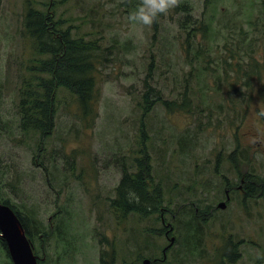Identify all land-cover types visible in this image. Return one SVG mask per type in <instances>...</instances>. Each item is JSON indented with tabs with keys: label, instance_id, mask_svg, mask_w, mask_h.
<instances>
[{
	"label": "rangeland",
	"instance_id": "1",
	"mask_svg": "<svg viewBox=\"0 0 264 264\" xmlns=\"http://www.w3.org/2000/svg\"><path fill=\"white\" fill-rule=\"evenodd\" d=\"M139 3L0 0V199L34 232L38 264L161 259L162 219L164 264H264V188L217 208L246 174L264 183V0H180L151 26L128 19ZM29 10L100 48L88 126L75 95L33 70ZM22 100L29 116L50 109L47 137L20 128ZM136 174L146 205L130 195L120 215L111 202ZM0 264H13L1 247Z\"/></svg>",
	"mask_w": 264,
	"mask_h": 264
},
{
	"label": "trees",
	"instance_id": "2",
	"mask_svg": "<svg viewBox=\"0 0 264 264\" xmlns=\"http://www.w3.org/2000/svg\"><path fill=\"white\" fill-rule=\"evenodd\" d=\"M69 19L70 18H67L66 20ZM24 27L26 32L34 40L35 54L40 58H44V60H40L38 64L33 67V70H35L36 67L38 73H50L51 79H54L56 85L64 87L74 94L78 106L81 107V119L83 118V123H86V125L90 124L97 116L96 105L100 97V90L97 85V66L99 65L98 59L100 58V52H98V50H100V48L95 42H84L81 37L72 38L68 30L64 33L61 31L59 32L56 30L54 24L49 26L46 18L36 13L35 10H29L27 12L24 17ZM192 39L193 38H190L186 41V47H189V53ZM190 54H193V62H190L191 64L199 58H203L199 50H195L194 53ZM49 83L52 84L53 82L50 80ZM40 87H45L47 89V84ZM46 94H48V92H46ZM30 98L31 96L27 99ZM189 101L188 95L185 94L181 107L188 109ZM24 104H26V102L22 100V102H20V112L24 119L20 123V128L25 132L28 131V129L35 128L42 133V137H47L52 129L49 121L50 109L46 108L43 102L40 106L34 104V115L29 116L25 111ZM48 109L49 111L47 113ZM235 154L236 152L230 155L229 158L232 160ZM253 178L255 182H259L254 176ZM143 190L144 186L138 184V174L135 175V179H133L132 176H123L117 191V199L111 202L112 209L115 210L119 205L126 204L127 202L133 205L135 200L130 198V195H135V199L137 200L138 198V201L144 204ZM255 194L256 193L253 192L248 193L250 197H253ZM0 201L10 206L8 202L2 201L1 199ZM10 207L17 215L25 230L27 238L32 243L35 236L32 233L34 232L29 230V226L22 220L19 213L16 212L12 206ZM134 207L140 210L138 207ZM144 208L149 210L153 209L152 206H145ZM0 247L9 257L6 244L1 238Z\"/></svg>",
	"mask_w": 264,
	"mask_h": 264
},
{
	"label": "water",
	"instance_id": "3",
	"mask_svg": "<svg viewBox=\"0 0 264 264\" xmlns=\"http://www.w3.org/2000/svg\"><path fill=\"white\" fill-rule=\"evenodd\" d=\"M218 209L224 210L225 202L218 204ZM0 238L5 242L8 255L13 264H38L33 253V245L27 238L25 230L12 208L0 201ZM174 243L170 239L169 246ZM142 264H150L148 259Z\"/></svg>",
	"mask_w": 264,
	"mask_h": 264
},
{
	"label": "flooded vegetation",
	"instance_id": "4",
	"mask_svg": "<svg viewBox=\"0 0 264 264\" xmlns=\"http://www.w3.org/2000/svg\"><path fill=\"white\" fill-rule=\"evenodd\" d=\"M249 177H253V175L246 174L244 178H249ZM263 188H264V183L263 182H255V181L254 182H247L245 180H242L241 183H240V186L236 189V191L235 190H230V189H228V190L225 191V196H226V202H225V204L230 201V195H229V193L232 194V193L237 192V191H242L243 192V195L245 197L254 198L258 194H261L262 193ZM249 192H253V193H256V194L253 197H250L248 195ZM129 207H130V205L127 202L126 204L119 205V207L116 208L115 211L121 213L120 215H124L125 212H127V210L129 209ZM219 210H221V209H219ZM211 215H212V213H211ZM196 218L199 219L200 217H196ZM161 223L163 225V228L165 229V231H164V237L170 243V239L171 238H174L173 236H171V237L169 236L171 234V232L173 231V228H172L171 225H166L165 226V223H164V220L163 219L161 220ZM199 231H201V230H200V228L198 226L197 230H194V237H193L194 239L197 238V237H199V235H200ZM174 242H175V238H174ZM169 243H168V245L161 252L162 253V258L161 259H156L155 258L154 260L148 259L150 261V264H164V263H166V260H167L166 259L167 258L166 254L170 250V248H172L173 245H174V243H173L171 246H169ZM229 252H232V246L229 249Z\"/></svg>",
	"mask_w": 264,
	"mask_h": 264
},
{
	"label": "clouds",
	"instance_id": "5",
	"mask_svg": "<svg viewBox=\"0 0 264 264\" xmlns=\"http://www.w3.org/2000/svg\"><path fill=\"white\" fill-rule=\"evenodd\" d=\"M179 4L180 0H140L136 9L129 14L128 19L134 24L151 26L159 16L166 15ZM259 115L264 117V112H259Z\"/></svg>",
	"mask_w": 264,
	"mask_h": 264
}]
</instances>
